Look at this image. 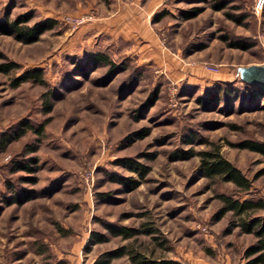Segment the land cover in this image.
Here are the masks:
<instances>
[{"label": "rangeland", "instance_id": "rangeland-1", "mask_svg": "<svg viewBox=\"0 0 264 264\" xmlns=\"http://www.w3.org/2000/svg\"><path fill=\"white\" fill-rule=\"evenodd\" d=\"M153 1V30L195 80L139 64L114 38L86 39L97 7L111 0H0V22L25 14L29 24L55 22L35 43L0 32V64L16 65L0 73V264H131L108 258L123 246L184 264L247 262L255 238L221 214L220 195H249L204 177L200 161L219 152L264 198V155L235 146L264 143V98L238 76L264 64V3L261 12L255 0L142 3ZM66 14L93 19L72 29ZM96 53L111 66L88 63ZM38 69L39 81L15 86ZM217 88L218 100H202ZM119 227L136 232L113 236Z\"/></svg>", "mask_w": 264, "mask_h": 264}, {"label": "trees", "instance_id": "trees-1", "mask_svg": "<svg viewBox=\"0 0 264 264\" xmlns=\"http://www.w3.org/2000/svg\"><path fill=\"white\" fill-rule=\"evenodd\" d=\"M216 10H221L224 8L220 3L213 5ZM194 16L193 13H184V18L189 19ZM31 20V15L25 14L21 17H18L14 20H8L0 22V32L2 34H14L19 40L24 41L25 43H35L38 42L39 37L46 31L52 30L55 26L54 20H44L37 21L35 23L29 24ZM231 47L236 49H246L247 46L240 43H230ZM87 62L96 65V63H101L104 65L111 66V62L108 58L101 53H96L90 55L87 58ZM13 62L1 63L0 64V73L7 74L13 68H15ZM41 70H32L26 73L21 78H16L14 80L15 86H18L20 83L28 80H33L35 82L40 80ZM245 83V82H244ZM249 87V93L251 97H262L264 98V86L262 85H250L245 83ZM214 90L211 92L212 100L202 99L205 102H214L218 100V94H220V89ZM223 95H226V90L221 91ZM154 101L153 96L149 97L146 100L148 105ZM211 102V103H212ZM237 148L247 149L252 152L260 153L264 155V143L255 142L251 140H244L235 144ZM201 161L200 167L204 177L211 180H219L223 182L233 183L236 188V195H245L248 194L249 197L241 200L239 196L234 198L231 196L220 195L221 214L231 213L236 219V224L240 230L245 234H252L255 238V242L247 246L244 250V258L246 259L245 264H264V198L262 196L256 197L252 194L251 184L252 181L245 177L239 169L225 160L219 152H201ZM17 201L21 202L19 196L16 197ZM110 232L113 236L120 235L123 238H130L135 234V230L132 228L119 227V228H110ZM97 239V242H101L103 237L94 235ZM128 256V259L131 264H184L183 262L176 259H168L165 257L154 258L151 256L144 255L141 252L135 251L129 247H120L116 252L108 254V258L116 256ZM109 259H104L102 262L97 264H108Z\"/></svg>", "mask_w": 264, "mask_h": 264}, {"label": "crops", "instance_id": "crops-1", "mask_svg": "<svg viewBox=\"0 0 264 264\" xmlns=\"http://www.w3.org/2000/svg\"><path fill=\"white\" fill-rule=\"evenodd\" d=\"M130 1L121 3L118 0H111L108 7H102V4L98 6L100 14L97 20L89 23L84 29L86 39H93L96 36L114 38L117 42L127 44L124 52L135 55L139 64L157 66L160 72L174 77L175 81H181L184 76L188 82L195 80L193 75L183 72L177 58L162 46L160 38L149 22L158 5L157 1L151 4H143L142 0Z\"/></svg>", "mask_w": 264, "mask_h": 264}, {"label": "built area", "instance_id": "built-area-1", "mask_svg": "<svg viewBox=\"0 0 264 264\" xmlns=\"http://www.w3.org/2000/svg\"><path fill=\"white\" fill-rule=\"evenodd\" d=\"M121 3L129 2L130 0H118ZM264 0H255L254 2V12H261L263 9ZM93 16L91 14H83L81 16L66 14L61 18V21L66 25H69L72 29H76L81 26L82 23L92 21ZM207 71L213 73L217 72L218 68L216 66H207Z\"/></svg>", "mask_w": 264, "mask_h": 264}, {"label": "water", "instance_id": "water-1", "mask_svg": "<svg viewBox=\"0 0 264 264\" xmlns=\"http://www.w3.org/2000/svg\"><path fill=\"white\" fill-rule=\"evenodd\" d=\"M238 76L247 84L264 86V64L242 66L238 69Z\"/></svg>", "mask_w": 264, "mask_h": 264}]
</instances>
